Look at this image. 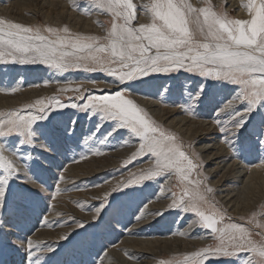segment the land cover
<instances>
[{
  "label": "snow or ice",
  "instance_id": "1",
  "mask_svg": "<svg viewBox=\"0 0 264 264\" xmlns=\"http://www.w3.org/2000/svg\"><path fill=\"white\" fill-rule=\"evenodd\" d=\"M85 2L88 7L83 14L95 10L111 18L103 37L72 33L67 26H26L0 19V65H39L61 76L99 73L106 78L104 82L119 86L114 92L66 87L60 91L78 94L69 97L74 100L70 105L51 97L47 102L37 99L22 109L0 112V264H51L53 256L89 229L115 232V225L122 222L110 216L114 201L128 195L130 188L143 191L148 182L173 176L177 181L173 187L179 191L169 188L170 196L164 198L171 202L151 215L164 219L174 213L182 220L181 213L191 214L194 219L188 227L209 231L214 241L185 254L177 264H264V231L253 232L243 223H223L226 211L208 195L214 190L207 186V177L201 178L199 154L185 151L174 133L126 96L145 77L187 73L190 80L195 79L186 87L187 95L181 94L183 110L195 116L207 107L218 138L233 155L264 153V0H247L243 7L248 19L217 12L207 0L200 8L188 0H148L139 6L133 0ZM70 4L78 6L76 0ZM138 12L150 16L151 22L134 24ZM214 88L228 90L226 102L209 101ZM69 107L95 120L87 133L78 132L81 117L65 118L64 110ZM116 136L125 145L133 140L138 144L124 167L144 157L151 158L153 166L131 174L105 193L94 208L92 221L74 220L78 230L60 234L55 242L33 239L37 223L53 226L44 217L51 207L45 201L62 191L59 182L64 179L62 174L52 176L56 188L46 197L43 193L52 185L41 174L62 167L58 158H67L70 144L79 146L83 139L103 145ZM94 154L99 155V149ZM159 191L165 188L160 185ZM137 207L140 214L133 215L139 223L146 218V205L142 201ZM255 227L264 229V223L257 221ZM124 255L135 259L127 251ZM13 256L17 259H10ZM159 264L172 262L161 260Z\"/></svg>",
  "mask_w": 264,
  "mask_h": 264
},
{
  "label": "rangeland",
  "instance_id": "2",
  "mask_svg": "<svg viewBox=\"0 0 264 264\" xmlns=\"http://www.w3.org/2000/svg\"><path fill=\"white\" fill-rule=\"evenodd\" d=\"M133 2L139 6L142 3H147L148 0H133ZM76 3L78 6L74 8L70 4V0H0V19L26 26H51L54 28L67 26L72 33L103 37L106 34V28L110 26L111 18L95 10H92L91 14H83V9L88 7L87 3L85 0H76ZM188 3L195 8L206 6L205 0H188ZM246 3L247 0H207V5L211 6L215 11L223 12L234 19L249 18L246 8L243 7ZM97 21L100 23H96ZM150 22V16L143 14V12H138L134 24L138 26L139 24ZM11 67H14L15 71L9 72L8 69ZM105 79L99 73L71 72L61 76L59 73L39 65H0V112L22 109L26 105L34 103L37 99H43L47 102L51 97H56L70 105L74 100L69 99V97H74L78 94L60 91V89L66 87L79 86L82 89L89 90L104 89L106 92L118 90V85L106 83L104 82ZM46 80L50 81V83L45 84L44 81ZM91 80H96L97 82H90ZM193 80L189 79V74L183 72L179 74L173 73L171 76L163 74L153 75L145 77V82L136 84L132 92L126 93V96L138 106L144 108L151 118L165 129L170 130L175 135L177 134L179 141L185 145V151L189 152V154L191 152L199 154L198 162L203 166L200 169L201 178L207 177V186L214 190L213 193L208 195L210 199L226 211V219L223 223H243L246 227L251 228L253 232L264 231V229L255 227V222L257 221L264 223V216H261V212H264V178L262 177L260 179L262 181H259V176H253L251 185H249L250 179L248 180L250 171L258 167H264V164L261 163L264 160V153L244 157L233 155L231 150L218 138L216 127L211 121L207 107L201 108L194 117L183 110L181 94L187 95L185 89ZM10 87L17 88V91H3V89ZM165 88L170 90L165 92ZM25 94L26 96L29 95L26 97ZM228 96L227 89L214 88L211 90L209 101L226 102ZM64 111L65 118L68 116H73V118L81 117L77 125L78 132L87 133L95 124V120H89L83 113L70 107ZM158 111L161 113L173 111L174 116L167 115L160 120L156 118ZM180 119L184 121L178 124ZM201 124L204 125V130L209 135L205 139H202L204 136H201V140H199L200 138L198 139L199 141H189L188 130L190 128L195 130L198 133L196 135L197 139L200 134L197 128ZM178 127L182 128V132L187 134L185 135L186 137H182V135L177 133ZM124 138L127 139V136ZM137 147L138 144L134 140L128 145H124L119 136L113 137L103 145L98 140L95 143L92 141L86 143L83 139H81L79 146L70 144L67 158H58L57 162L61 163L62 167L60 169L53 168L50 172L41 174V178L46 180L49 185H52L49 192L43 193L46 197L50 196L51 192L55 191L56 188L51 177L62 174L64 179L59 182V188L62 191L58 192L54 198L45 201L51 207L44 213V217L53 226L49 227L37 223L35 229H33L32 238L39 241L55 242L60 234L77 229L74 220L92 221L94 208L98 206L105 193L110 192L118 183L129 179L131 174L139 173L141 170H147L153 166L151 158L148 157L138 159L127 167L123 166L124 161L135 152ZM97 149L100 151L99 155L94 154ZM224 155V158L216 159V157H223ZM100 161L101 163H99ZM234 162L238 168L241 167L240 170L243 169L244 177L240 179L242 183L237 181L233 184L229 179H226L230 176L228 171L230 165ZM258 174L260 175V173ZM255 179L257 181H254ZM176 184V178L173 176L171 179L161 178L157 181L148 182V187L143 191L128 189L129 194L119 197L118 200L113 202V207L110 209L111 218L122 222L115 225V232L104 231L101 234L99 230L94 232L89 229L87 233L77 237L71 244L65 245L62 251L53 256L51 264H99L101 260L105 259V253L111 249L119 251L118 249H122L121 243L123 239L133 238V236L138 239L143 238L146 241L149 239L171 242L172 240L184 238L185 242L190 241L188 243L196 244L189 251H182L181 246H173L171 243L167 246L160 244L156 248V254L149 256L146 264H159L161 260L177 264V261L182 260L185 254L214 243L209 231L195 225L191 228L188 227L189 221L194 219L191 214L184 216L181 213L182 220L177 219L174 213L166 214L164 219L155 217L152 221H148L132 231L133 229L131 228L137 224L133 213L140 214L137 206L141 205L142 201L144 202V205H146L144 207L146 216L151 215V212L154 213L157 209H160L159 211L165 209L171 200L164 197L170 196L169 188H172L173 191H179L178 188L173 187ZM244 184L248 186V189L242 197L243 200H237L236 206L239 207V212L244 206L245 209L243 212L235 213L234 208L231 209V206L224 203L226 202L224 198L225 192H235L234 194L231 193V195H237V192L240 193V189L244 188ZM160 185L165 188L162 196L159 191ZM33 187L38 188L39 186L34 185ZM234 189L236 191H232ZM260 191L261 193H259ZM247 197L249 198L247 199ZM149 208L151 210H148ZM227 217H231V220L229 221ZM129 220H131L130 223ZM249 221H252V223H249ZM125 224L127 227H123ZM43 231L47 233H41ZM173 232H184L185 235H173ZM10 259L15 260L17 257L13 256Z\"/></svg>",
  "mask_w": 264,
  "mask_h": 264
},
{
  "label": "bare ground",
  "instance_id": "3",
  "mask_svg": "<svg viewBox=\"0 0 264 264\" xmlns=\"http://www.w3.org/2000/svg\"><path fill=\"white\" fill-rule=\"evenodd\" d=\"M242 1V0H241ZM238 2V1H237ZM240 3V2H239ZM242 5V4H241ZM241 5H239L240 7H241ZM27 8H30V7H27ZM241 9V8H240ZM244 11V10H243ZM242 11V12H243ZM247 15V14H246ZM46 18V17H45ZM29 95V94H28ZM27 95V96H28ZM25 96H26V94H25ZM26 96V97H27ZM29 98V97H28ZM26 99V98H25ZM31 99V98H30ZM7 101H9V100H7ZM9 104V103H8ZM18 106V105H17ZM16 106V107H17ZM160 111V110H159ZM158 111V116L156 117V118H158V119H160V120H162V118L163 117H165V116H167V115H173V111H166V112H159ZM156 112V111H155ZM154 114V113H153ZM161 114V115H160ZM174 116V115H173ZM194 117V116H193ZM172 121H174V120H172ZM183 119H180V120H178V124H180V123H183ZM185 126V125H184ZM204 125H198V130L200 131V134L198 135V138L196 139V135L198 134V133H196L195 132V130H192L191 128L188 130V137H189V141H193V140H197V141H199V140H201V136H204L202 139H205L206 138V136L207 135H209V133L206 131V130H204V128L205 127H203ZM179 129L176 131L175 130V132H177V133H179L180 135H182V137L183 136H185V135H187V134H185L184 132H182V128H180V127H178ZM188 128V127H187ZM194 128V127H193ZM208 128V127H207ZM211 129V128H210ZM210 131V130H209ZM181 132V133H180ZM198 132V131H197ZM203 133V134H202ZM177 135V134H176ZM181 137V136H180ZM186 137V136H185ZM200 138V139H199ZM199 139V140H198ZM211 141V140H210ZM125 145V144H124ZM202 149V148H201ZM200 150V149H199ZM224 151V150H223ZM200 152V151H199ZM217 156V155H216ZM225 157V155L222 157V156H220V157H216V159L217 158H224ZM209 159V158H208ZM110 161V160H109ZM108 161V162H109ZM215 161V160H214ZM93 163H95V162H93ZM99 163H101V161L99 162ZM110 163V162H109ZM93 165V164H92ZM100 166V165H99ZM89 167H91V166H89ZM76 169V168H75ZM241 169V167H237V165H235V162L232 164V165H230V168H229V171H228V173H230V176L228 177V178H226L227 180L229 179L233 184L235 183V182H239L240 181V179H242L244 176H243V169L242 170H240ZM74 170V169H73ZM264 167H258V168H256V169H254V170H252V171H250L249 172V176H248V180L250 179V181H249V185H251V183H252V178H253V176L254 177H258L259 176V178H258V180L259 181H262V180H260L262 177L264 178ZM263 171V172H262ZM71 172V171H70ZM75 172V171H74ZM95 173V172H94ZM94 173H92V174H94ZM258 173H260V175L258 174ZM75 174V173H74ZM73 175V174H72ZM245 175V174H244ZM247 180V181H248ZM264 180V179H263ZM246 181V182H247ZM254 181H257L256 179L254 180ZM241 183H242V180L240 181ZM239 182V183H240ZM248 185V184H247ZM234 188H235V186H234ZM228 189V188H227ZM230 189V188H229ZM248 189V186H246V184H244V188L243 189H240L241 190V192L240 193H238L237 192V195L235 194V195H231V193H235V192H225L226 194H225V196H224V198L226 199V202H224V203H226L228 206H231L230 208L231 209H233L234 208V212L235 213H240V212H243L244 211V209H245V206L244 207H242L241 209H240V212H239V207L238 206H236V202H237V200L238 199H242V197L245 195V192H246V190ZM239 190V191H240ZM232 191H236V189H234V190H232ZM253 191V190H252ZM259 193H261V191L259 192ZM161 196L162 195H164V193H161L160 194ZM259 195V194H258ZM212 196V195H211ZM260 197V196H259ZM249 197H247V199H248ZM223 199V198H222ZM243 200V199H242ZM264 200V199H263ZM224 201V200H223ZM241 202V201H240ZM241 204V203H240ZM244 204V203H243ZM250 204V203H249ZM68 206V205H67ZM66 207V206H65ZM152 208V207H151ZM151 208H149L148 210H151ZM165 208V207H164ZM153 209H155V208H153ZM64 210V209H63ZM160 209H157V211H159ZM157 211H154V212H157ZM152 213V212H151ZM53 214V213H52ZM146 214V213H145ZM150 214V213H149ZM54 215H57V214H54ZM251 215V214H250ZM153 219H155V217L154 216H152V215H147L146 216V218L145 219H142L141 220V222H139V223H137V224H135V226L134 227H132L131 229H133L132 231H134V230H136L137 228H139V227H141V225H143V224H145V223H147L148 221H152ZM48 229V228H47ZM130 229V230H131ZM138 230H140V229H138ZM137 230V231H138ZM186 230V229H185ZM187 231V230H186ZM195 231V230H194ZM136 232V231H135ZM188 232V231H187ZM189 232H191V231H189ZM41 233H43V234H46L47 232L46 231H43V232H41ZM41 233H40V235H41ZM49 233V232H48ZM134 233V232H133ZM192 233V232H191ZM42 234V235H43ZM134 235H135V233H134ZM185 235V234H184ZM186 235H187V233H186ZM199 236V235H198ZM185 237V236H184ZM186 238V237H185ZM147 239V238H146ZM152 239V238H151ZM149 239H147V241L146 240H143V238L142 239H138V238H136V236L134 237L133 236V238H128V239H123V241H122V243H121V245H122V249H118L119 251H117V249H111L109 252H107V253H105V255H104V260H101L102 261V264H146V260L149 258V256H154V254H156V248L160 245V244H164V246H167L168 244H172L173 246H181L182 247V251H189V249L192 247V246H196V244L195 243H188V242H190V241H188V242H185V239L184 238H181V239H177V240H172V242L171 241H159V240H149ZM206 244V243H205ZM125 251H127L128 253H130L135 259L134 260H129L125 255H124V253H125ZM181 251V252H182ZM180 253V252H179ZM139 260V261H138ZM100 261V262H101ZM138 261V262H137ZM100 264V263H99Z\"/></svg>",
  "mask_w": 264,
  "mask_h": 264
}]
</instances>
